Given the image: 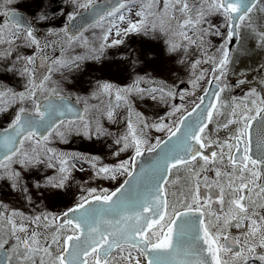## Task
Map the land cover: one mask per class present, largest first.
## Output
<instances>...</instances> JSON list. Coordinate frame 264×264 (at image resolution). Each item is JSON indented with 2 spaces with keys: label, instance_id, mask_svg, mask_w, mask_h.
<instances>
[{
  "label": "snow or ice",
  "instance_id": "snow-or-ice-1",
  "mask_svg": "<svg viewBox=\"0 0 264 264\" xmlns=\"http://www.w3.org/2000/svg\"><path fill=\"white\" fill-rule=\"evenodd\" d=\"M0 264H264V0H0Z\"/></svg>",
  "mask_w": 264,
  "mask_h": 264
},
{
  "label": "rangeland",
  "instance_id": "rangeland-1",
  "mask_svg": "<svg viewBox=\"0 0 264 264\" xmlns=\"http://www.w3.org/2000/svg\"><path fill=\"white\" fill-rule=\"evenodd\" d=\"M127 82H128L127 80L124 81V83H127ZM77 147H81V146L80 145H77Z\"/></svg>",
  "mask_w": 264,
  "mask_h": 264
}]
</instances>
